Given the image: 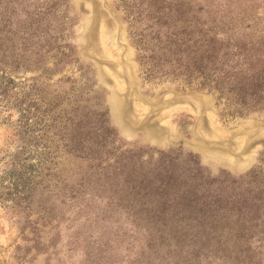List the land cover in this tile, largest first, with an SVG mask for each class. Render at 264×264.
Segmentation results:
<instances>
[{
    "label": "rangeland",
    "instance_id": "1",
    "mask_svg": "<svg viewBox=\"0 0 264 264\" xmlns=\"http://www.w3.org/2000/svg\"><path fill=\"white\" fill-rule=\"evenodd\" d=\"M29 1L48 4L52 34L58 33V43L71 48V56L61 63L56 64L59 56L53 51L42 63L45 70L27 74L37 78L34 92H48L64 101L82 95L83 105L105 113L116 145L132 150L135 160L140 156L155 163L158 152L171 153L178 157V173L182 169L187 176L198 174L195 183L201 177L204 182L216 181L208 187V200L218 194L239 206L261 200L258 210L236 216L240 222L230 229L252 242L238 241L239 248H256L257 258L264 262V102L243 106L232 93L222 96L201 88L202 77L180 74L179 64H165L167 56L159 51L172 39L177 3L191 0ZM197 2L220 13L217 16H252L253 22H243L245 36L264 30V0ZM142 39L145 51L139 45ZM11 114L16 120V112ZM12 135V129L0 125V264H131L134 257L135 261L147 248V234L137 232L125 214H111L106 201L97 200L86 209L53 201L49 206L54 215L48 219L36 214L42 197L33 198L31 210L16 203L6 175L19 153ZM191 159L201 173L194 171ZM231 209L232 204L228 212L234 213ZM105 211L108 219L102 221ZM250 218L254 220L245 222Z\"/></svg>",
    "mask_w": 264,
    "mask_h": 264
},
{
    "label": "trees",
    "instance_id": "2",
    "mask_svg": "<svg viewBox=\"0 0 264 264\" xmlns=\"http://www.w3.org/2000/svg\"><path fill=\"white\" fill-rule=\"evenodd\" d=\"M48 11V4L0 0V125L12 129L19 144L6 173L16 203L31 210L40 196L36 214L48 219L53 201L85 209L106 201L111 214H125L137 232L147 234V248L131 264H264L256 248H239L238 241L252 244L247 236L230 229L240 222L236 216L258 210L261 200L242 206L220 194L208 200V187L216 181L201 177L195 183L198 174L178 173V157L171 153L158 152L155 163L135 160L132 150L116 145L105 113L83 105L82 95L64 101L34 92L37 78L27 74L45 70L42 63L53 51L56 64L71 56L70 46L58 43L57 31L52 34ZM176 11L172 39L159 46L164 63H178L180 74L202 77L201 88L232 93L243 106L264 102V30L242 32L252 16H217L197 0L178 2ZM139 43L143 47V39ZM190 162L201 173L198 163ZM230 204L234 213L228 212Z\"/></svg>",
    "mask_w": 264,
    "mask_h": 264
}]
</instances>
